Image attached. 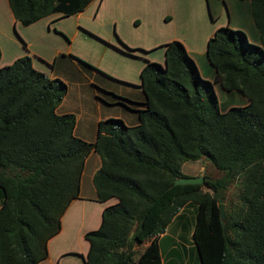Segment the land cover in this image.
Returning <instances> with one entry per match:
<instances>
[{
	"label": "trees",
	"instance_id": "obj_1",
	"mask_svg": "<svg viewBox=\"0 0 264 264\" xmlns=\"http://www.w3.org/2000/svg\"><path fill=\"white\" fill-rule=\"evenodd\" d=\"M6 1L26 26L55 13L75 14L92 0ZM246 1L257 43L240 29H214L205 43L213 68L208 80L181 42H167L162 64L145 60L139 70L144 101L135 110L137 123L100 120L92 142L73 134L72 113L55 112L66 93L62 80L35 70L28 55L0 66V264H38L46 257L47 240L78 197L91 151L100 160L92 175L95 198L116 201L84 233L83 264H159L156 238L189 204L199 264H264V0ZM214 84L239 92L246 103L220 110ZM200 158L221 175L173 183L187 177L182 163ZM233 181L237 189L225 205ZM144 241L136 252L134 245Z\"/></svg>",
	"mask_w": 264,
	"mask_h": 264
},
{
	"label": "crops",
	"instance_id": "obj_2",
	"mask_svg": "<svg viewBox=\"0 0 264 264\" xmlns=\"http://www.w3.org/2000/svg\"><path fill=\"white\" fill-rule=\"evenodd\" d=\"M95 1L92 21L84 22V24L78 23V25L94 34L99 42L97 47H100L103 56L109 54L107 55L108 61L104 60L102 63L95 60L94 53L88 52L92 43L88 41L89 39H85V36H89V34L82 29H78V33L74 31L68 34L65 26L59 25V21L63 18L60 14H51L29 25L22 26L14 20L7 1L0 0V66L11 63L19 56L28 55L32 67L49 78L58 77L63 81L77 79L75 85L85 87L80 90L75 99H66L67 90L56 106L55 112L57 114L72 113L75 117L73 134L88 142L94 140L97 122L100 120L117 118L126 126L135 125L137 123L135 110L142 107L144 101L142 96L137 100H128L137 101L140 103L139 105L126 103L125 99L118 96L122 94H117L102 84L99 72L95 70V67L109 73L112 70L110 59L120 60L125 56L134 57L136 55L132 53V49L149 52V50L171 40L181 42L187 54L194 60L192 55L200 49L201 44L196 41V37L202 40L205 54L206 39L211 36L214 29L222 25L217 24L210 29L206 28L207 32L204 36L202 35L204 28L201 27L200 16L203 15V0H92L84 9ZM205 3L210 8L209 0H205ZM242 4L245 7V3ZM81 12L75 14L79 16ZM94 22L102 27L94 28L96 26L93 24ZM195 25L198 28H194ZM55 29H57V33H65L70 39V43L65 36L63 37L59 33L63 41L55 36L58 35L54 32ZM14 30L21 39L12 37ZM253 36V39H249L246 35L248 41L257 43V34L253 32ZM74 38L82 40V44L85 43L87 49L74 50L72 45ZM78 57L88 61L91 65H86ZM49 62L54 66L53 70L51 67L48 68ZM64 70L67 71L66 74H63ZM56 71L59 74H56ZM198 72L201 76L199 68ZM207 75L210 77L208 80H211L213 68L212 71L207 72ZM136 87L140 90L139 83ZM215 87L218 86L213 85L214 92ZM100 89L108 90V92H103ZM110 91H113L112 93L117 96L112 95ZM99 92H103L106 97L100 95ZM115 104H118V108L115 110L106 109V106ZM119 105L121 106L119 107ZM99 164V157L93 151L84 159L78 197L66 207L60 218L59 230L46 242V257L38 264H83V257L88 249V243L83 237L84 233L96 229L100 222L101 210L116 201L115 198H109L100 202L95 198L92 175ZM189 218L191 219V215ZM168 231L169 229H165L156 238L159 264H199L196 259L193 262L190 259L193 253V244L190 238L191 229L171 230V235H168ZM167 236L168 238H166ZM162 246L164 254H162Z\"/></svg>",
	"mask_w": 264,
	"mask_h": 264
},
{
	"label": "rangeland",
	"instance_id": "obj_3",
	"mask_svg": "<svg viewBox=\"0 0 264 264\" xmlns=\"http://www.w3.org/2000/svg\"><path fill=\"white\" fill-rule=\"evenodd\" d=\"M242 3H245V7L243 6ZM95 5H96V1L92 2L89 6H87L85 9L82 10L79 16H77V14H72L67 17H63L59 21L60 22L59 25L65 26L66 30L68 31V34L73 33L74 31L77 32L78 29L85 30L84 32L89 34V36H85V39L87 40L89 39L88 41L92 43V47L89 49L88 52L94 53L95 60L96 61L98 60L102 63L104 62V60L108 61L109 57L107 55L109 54H106L105 56H103L101 54L100 47H97L99 42L98 40H96L97 38L94 36V34L89 33L87 29H83L80 25H78V23L84 24V22L92 21L91 18H92L93 11L95 9ZM209 6L210 8L207 6V3H205V0H203V7H202L203 15L200 16L201 24L203 25V26L201 25V27L204 28V31L202 34L203 36L205 35V32H207L206 28L210 29L214 25L222 24L221 26L226 25L227 27L232 28V29L242 30L244 33H246L245 35H247L249 39L254 38L253 32L256 33L255 32L256 30L251 22V18L249 14V5L246 0H242V1L240 0H224V1L209 0ZM93 24L96 25L94 28L97 27V29H100L102 27L98 25V23L96 24L94 22ZM94 25H91V26H94ZM109 28L110 26L108 27V29ZM194 28H198V27L195 25ZM55 30L56 31L54 32L57 33V29ZM91 30H94V29H91ZM14 31H13L12 37L15 39L17 38L21 39L18 33L16 31L14 33ZM58 33L61 34L63 37L65 36L70 43V39L65 33L63 34L60 32ZM59 34L55 36H57L61 41H63V38H61ZM196 41L201 42L200 49L196 53H193L192 56L195 61L193 59L192 60L194 61L196 67L199 68V71L202 74L201 75L202 78L209 79L210 77H208L207 72L212 71V68L210 64H208V61L205 57V54L202 48V45H203L202 40L196 37ZM82 43H83L82 40L79 41L77 38H74L72 42L74 50L75 49L77 50L87 49L85 43L84 44ZM162 48H163V45L155 47L154 49L149 50V52L148 51L140 52L137 49H132L133 51L132 53L136 55L134 57L125 56L121 58L120 60L110 59V64L112 65L113 71L109 69L110 70L109 73H106L102 71L101 69H98L97 67H95V70L99 72V75L101 77V82L106 88L113 90L117 94H122L118 96L119 97L121 96L122 99H125L124 101L126 103L129 102V103H132V105L133 104L139 105L140 103H137V101L133 102V101H128V100H137V98H142L143 96L142 92H140V90H138V87H136V85H138L139 83L138 73L143 64V60H148V61L162 64L163 62ZM78 59H80L86 65H91V63H89L88 61L80 57H78ZM50 62L48 63V68L51 67V69L53 70L54 66ZM66 73L67 71L64 70L63 74H66ZM56 74H59V73L56 71ZM64 81L63 82L66 85V91L68 90V96L66 97V99H69V98L75 99L78 93L80 92V90L85 87L82 85H79V86L75 85V81H77V79H75L74 81L72 79H65ZM100 90L103 92L104 91L108 92V90H105V89H100ZM113 91H110V93L112 95L113 94L116 95L115 93H112ZM103 92H99V94L106 97V95ZM215 95H216L218 107L220 110H225L229 106H240L245 103L244 97L237 91L225 92L221 90L220 88L215 87ZM101 103L104 104L105 102H101ZM120 106L121 105H119V107ZM115 108H118V104H115L112 106H106V109H110V110H113V109L115 110ZM180 169L183 174L189 177L204 174L208 178L214 179L221 175V172L218 171L216 168H214L213 165L204 158H200L192 162L190 161L184 162L181 164ZM236 182L237 181H233L232 183H230L228 187L226 188V190L224 191V194H225L224 204L225 205H226V201L229 199H232L233 195L236 192V189H237ZM201 189L205 190L204 186H202ZM224 204L222 203V210H224L225 208ZM193 206H194L193 204H189L184 212L178 214V217L172 219L169 222V224L166 227V229H169L168 235H171V230L177 231L178 229H191L192 228L193 221H191L192 219H190L189 217L191 214L190 212L192 210L191 207ZM166 238H168V236ZM146 243L147 241H144L140 244L134 245V250L136 252H139L143 248L144 244ZM162 254H164L163 246H162ZM190 259H191V262H193L194 259H196L197 261L196 254L194 251L192 253V256H190Z\"/></svg>",
	"mask_w": 264,
	"mask_h": 264
},
{
	"label": "water",
	"instance_id": "obj_4",
	"mask_svg": "<svg viewBox=\"0 0 264 264\" xmlns=\"http://www.w3.org/2000/svg\"><path fill=\"white\" fill-rule=\"evenodd\" d=\"M203 177L202 175L193 176V177H178L176 178L173 183L174 184H196V183H202ZM218 211L221 221L223 220V210H222V204L218 205Z\"/></svg>",
	"mask_w": 264,
	"mask_h": 264
}]
</instances>
